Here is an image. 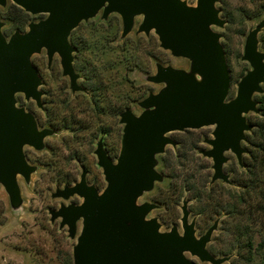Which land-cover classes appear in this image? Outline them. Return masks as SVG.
<instances>
[{"label":"water","instance_id":"1","mask_svg":"<svg viewBox=\"0 0 264 264\" xmlns=\"http://www.w3.org/2000/svg\"><path fill=\"white\" fill-rule=\"evenodd\" d=\"M8 1L32 16H45L31 22L26 32H14L10 37L4 35L5 23L0 21V189L6 190L13 208L23 203L18 177L29 182L37 171L28 162L25 147L41 151L45 139L55 133L40 129L34 114L18 106L16 96L21 94L26 102L43 109L42 79L33 57L45 51L50 69L58 56L73 93L84 91L74 68L72 32L102 12L104 20L111 14L122 18V37H126L135 19L142 17L137 32L146 36L154 32L163 50L190 61V71L157 65L156 74L148 80L164 87L139 103L143 109L140 115L132 110L121 113L123 134L116 162L103 142H98L95 155L105 189L99 192L89 184L82 167L78 182L52 194L55 199L78 197L81 202L50 209V220L60 219V229L66 227L71 239L76 238L78 223H82L73 247V264H198L187 254L210 264L229 262V256L216 257L207 248L219 221L196 237L195 221L189 222L188 202L184 201L183 234L177 226L162 232L157 218L147 219L159 206L138 204V200L163 181L156 170L157 156L167 146L176 147L167 136L173 132L214 127L213 138L205 141L211 149L200 154L213 161L212 183L231 184L224 171L229 160L226 153H233L241 165L245 154L242 142L253 129L245 115L259 113L254 97L264 93V52L259 50L258 38L264 21L246 38L242 60L250 70L238 82L236 96L228 99L231 77L223 36L213 29L226 25L216 6L218 0H197L195 6L184 0H0V6L6 7Z\"/></svg>","mask_w":264,"mask_h":264},{"label":"rangeland","instance_id":"2","mask_svg":"<svg viewBox=\"0 0 264 264\" xmlns=\"http://www.w3.org/2000/svg\"><path fill=\"white\" fill-rule=\"evenodd\" d=\"M184 1L190 6H195L197 2ZM216 6L221 10L220 17L226 20L223 28L213 29L229 38L230 55L226 54V59L231 77L228 99H232L236 96L238 82L246 74V65L250 70L249 64L241 57L249 32L264 21V0H218ZM225 15L231 17V22ZM19 17L22 15L11 1L6 7L0 6V21L5 23L3 33L6 37L15 32L13 21ZM39 17L28 19L36 21ZM141 22L142 17H137L132 32L122 37V18L111 14L104 20L100 12L73 31L70 41L76 48L74 68L80 75L78 84L84 91L73 93L70 79L62 74L58 56H55L50 69L45 51L33 57L32 61L42 78L43 109H39L35 102H26L21 94L16 96L18 106L34 114L40 129H52L55 133L45 139L43 150L24 149L28 162L36 166L37 171L31 175L29 182L18 177L22 205L13 208L6 190L3 187L0 189V264L73 263V247L82 223H78L76 238L71 239L66 227L60 229V219L51 222L49 210L59 209L61 204H79L81 199L73 197L65 201L52 198V194L57 188H63L65 183L78 182L82 167L88 173V183L102 192L106 182L95 151L98 142L102 141L108 156L114 162L118 158L123 125L120 116L115 115V108L126 107L135 115L142 113L139 103L150 93H158L164 87L148 80L156 74L158 64L190 71V61L175 58L163 50L154 32L148 36L139 34L137 30ZM242 31L243 35L240 34ZM263 32L264 29L258 36L262 52L260 39ZM86 88L93 90V96L85 94ZM94 101H99L103 109L94 107ZM245 116L250 124L258 119V115L252 112ZM213 130L211 126L167 135L177 145L167 146L165 152L157 156L159 163L156 170L164 179L138 200V204L155 203L159 206L147 219L157 218L162 232L177 226L179 233L183 234L181 218L184 201L188 202L189 222L195 221L196 237L204 235L208 226L213 225V221L207 220L201 212L204 203L191 199L197 190L201 192L204 185H209L214 174L213 161L200 154L201 150L211 149L205 141L213 138ZM242 147L245 157L251 146L242 142ZM226 156L229 160L224 171L229 175L230 182L236 181L242 172L237 158L231 152ZM187 181H190V186H187ZM193 183L196 184L194 189ZM228 185L232 183L225 187L228 188ZM229 188L235 190L234 187ZM220 222L219 229L213 234L218 249L227 247L230 242V233L220 230ZM187 257L198 264H210L190 254ZM224 264L238 263L232 258Z\"/></svg>","mask_w":264,"mask_h":264},{"label":"trees","instance_id":"3","mask_svg":"<svg viewBox=\"0 0 264 264\" xmlns=\"http://www.w3.org/2000/svg\"><path fill=\"white\" fill-rule=\"evenodd\" d=\"M16 8L22 17L13 21L15 32H25L32 22L28 18L37 16L26 13L18 6ZM39 16V18H45L44 15ZM229 18L231 22V17ZM240 34L243 35V31ZM222 36L225 52L230 55L229 38L224 34ZM260 42L264 49V32ZM247 69L248 65H246V73L249 71ZM262 87L264 89V84ZM85 92L87 96H93L92 89L86 88ZM254 99L258 103V119L255 123L251 122L253 129L246 133L245 142L251 148L246 152L247 155L242 157L241 165L238 164L242 172L236 181H231L232 185H228L235 190L226 188L227 184L222 181L220 185L219 181L215 183L210 181L208 186L204 185L203 190L201 192L197 190V194L191 198L204 203L205 207L201 212L207 220H212L214 223L221 219L220 230L230 233V242L227 247L218 249L212 236L208 244L209 250L222 257L234 258L238 264H264V93L255 95ZM93 105L100 110L103 109L99 101H94ZM115 109L117 116L126 111V107L119 109L118 106ZM189 182L187 181V186H190ZM75 183L76 181L73 184ZM73 184L65 183L64 186ZM194 187L196 188L195 183L192 189ZM211 226H208L207 230Z\"/></svg>","mask_w":264,"mask_h":264},{"label":"flooded vegetation","instance_id":"4","mask_svg":"<svg viewBox=\"0 0 264 264\" xmlns=\"http://www.w3.org/2000/svg\"><path fill=\"white\" fill-rule=\"evenodd\" d=\"M42 19H44V18L42 17V18H39V19H37L36 21H32V22H38V21H40V20H42ZM27 30H28V28H27ZM27 30H26V31H27ZM26 31H25V32H26ZM20 33H24V32H20ZM41 79H42V78H41ZM87 174H88V173H87ZM73 185H74V184H73ZM70 186H72V185H70ZM64 187H65V186H64ZM60 206H61V205H60ZM59 208H60V207H59ZM56 210H57V209H56Z\"/></svg>","mask_w":264,"mask_h":264}]
</instances>
